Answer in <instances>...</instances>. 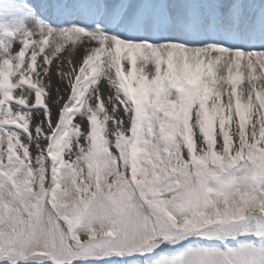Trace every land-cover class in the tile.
I'll return each instance as SVG.
<instances>
[{
    "label": "snow or ice",
    "instance_id": "obj_1",
    "mask_svg": "<svg viewBox=\"0 0 264 264\" xmlns=\"http://www.w3.org/2000/svg\"><path fill=\"white\" fill-rule=\"evenodd\" d=\"M0 264H264V0H0Z\"/></svg>",
    "mask_w": 264,
    "mask_h": 264
},
{
    "label": "rangeland",
    "instance_id": "obj_2",
    "mask_svg": "<svg viewBox=\"0 0 264 264\" xmlns=\"http://www.w3.org/2000/svg\"><path fill=\"white\" fill-rule=\"evenodd\" d=\"M30 2H33V3H35V2H36V0H30Z\"/></svg>",
    "mask_w": 264,
    "mask_h": 264
},
{
    "label": "bare ground",
    "instance_id": "obj_3",
    "mask_svg": "<svg viewBox=\"0 0 264 264\" xmlns=\"http://www.w3.org/2000/svg\"><path fill=\"white\" fill-rule=\"evenodd\" d=\"M245 84H246V82H245L244 84H242V85H241V87H244V86H245Z\"/></svg>",
    "mask_w": 264,
    "mask_h": 264
}]
</instances>
